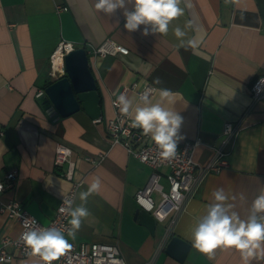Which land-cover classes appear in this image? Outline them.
Listing matches in <instances>:
<instances>
[{
    "label": "crops",
    "instance_id": "crops-1",
    "mask_svg": "<svg viewBox=\"0 0 264 264\" xmlns=\"http://www.w3.org/2000/svg\"><path fill=\"white\" fill-rule=\"evenodd\" d=\"M95 3L0 0V177L17 172L13 187L1 199L17 200L39 221H50L70 187L54 164L55 145L62 142L72 149L73 180L80 182L72 207L82 204L80 193L94 179L101 181L99 193L88 197L91 215L76 239L68 241L116 243L127 264H243L235 248L218 247L209 258L193 247L191 236L214 190L224 189L231 211L247 219L252 202L264 189V104L250 97L252 81L264 75V0H182L184 14L172 22L169 33L147 37L141 35L144 26L127 32L120 10L110 17L96 10ZM177 25L188 33L185 39L199 42L197 47H176L172 29ZM61 39L87 49L101 97L99 120L81 109L51 120L35 97L50 80L49 55ZM105 39L120 50L94 55L92 48ZM156 77L161 84L153 83ZM133 83L138 89L150 84L170 90L169 98L161 100L155 91L150 99L182 117L178 143L201 139L195 152L198 163H206L215 148L225 153L228 163L204 177L170 228L172 213L156 223L153 233L133 219L139 208L135 192L151 168L121 145H112L104 122L113 116L111 100L123 87L129 88L125 95L133 108L141 103L130 88ZM225 122L238 126L233 138L223 135ZM160 182L167 187L164 178ZM151 196L155 202L160 199L156 190ZM18 232L19 224L0 213V240ZM173 233L190 244L183 261L164 251ZM6 250L13 258L0 264H40L34 257H21L11 245ZM249 264H264V245Z\"/></svg>",
    "mask_w": 264,
    "mask_h": 264
},
{
    "label": "built area",
    "instance_id": "built-area-1",
    "mask_svg": "<svg viewBox=\"0 0 264 264\" xmlns=\"http://www.w3.org/2000/svg\"><path fill=\"white\" fill-rule=\"evenodd\" d=\"M75 47L76 45L70 41L63 39L58 41L49 55L48 77L50 80L57 79L65 74L64 56ZM119 50L120 46L111 39H105L98 46L92 48L93 54L99 56L115 55ZM261 78H264V75H259L252 81L250 97L252 102L260 101L264 104V85H260L261 91L256 90ZM148 87L155 88L153 85L147 84L138 89L135 83L130 88L134 90L139 98V94ZM128 89V87H123L111 100L114 114L104 120L105 127L112 145H121L140 162L151 168L147 181L136 190L134 198L138 207L149 212L156 222L164 221L172 213L168 225L170 228L185 210L189 198L204 177L209 173H217L222 168L227 167L225 153L220 148H215L211 158L206 163H198L195 159V152L201 144V139L194 137L178 143L175 156L171 158L162 157L150 136L144 135L142 129L132 127L131 114L127 116L121 113L119 107L115 105L114 102L117 97L120 94L125 95ZM43 95L44 89L40 88L36 91L35 97L39 103ZM222 132L225 137L233 138L238 132V126L232 122H225ZM1 134L2 131L0 130ZM54 164L60 168L61 175L70 181V187L62 194L52 219L47 223L39 221L19 201L14 199L3 201L1 199L3 192L13 187L17 176L16 170H10L0 177V185H3L2 190H0V213H4L19 224V232L15 237L6 236L0 240V261L8 262L12 260V253L6 250V246L11 245L21 257H34L39 260L40 264H44L38 255H30V250L21 239L22 233L26 231L24 228L26 218H35L38 225L44 228L53 226L62 228L65 233L67 228L70 227L68 224L69 216L60 209L64 200H72L74 203L80 182L73 180L75 161L72 159V149L65 143H56ZM160 169L164 170L161 171ZM161 178L166 180L167 187L162 185ZM154 190L160 194L158 202H155L151 196ZM68 242L70 247L52 264H127L116 243ZM161 246L163 247V245Z\"/></svg>",
    "mask_w": 264,
    "mask_h": 264
},
{
    "label": "clouds",
    "instance_id": "clouds-1",
    "mask_svg": "<svg viewBox=\"0 0 264 264\" xmlns=\"http://www.w3.org/2000/svg\"><path fill=\"white\" fill-rule=\"evenodd\" d=\"M181 3L182 0H96L95 9L110 17L120 10L123 28L129 33L140 31L144 26L141 35L145 37L157 34L166 36L172 22L184 14ZM115 24L119 25L120 21L116 20ZM172 31L178 40L177 48L197 47L199 42L195 38L185 39L188 33L184 28L177 25ZM153 83L161 84L162 81L156 77ZM260 85H264V78L258 82L257 91L262 90ZM155 91H159L161 100L171 96L168 89L148 87L139 94L141 103L134 108L132 99L124 94H120L114 103L121 113L129 116L131 112L132 127L140 128L144 135L150 136L162 157L171 158L176 155L178 142L182 139L178 133L183 119L178 112L164 107L162 102L153 103L150 95ZM2 188L3 185H0V190ZM100 188L101 181L97 177L86 192L80 193L81 205L73 208L72 200L62 202L60 210L70 217L67 236L62 228H44L38 225L35 218H26V231L21 239L30 250V255H38L44 264L58 260L70 247L68 238L75 240L83 221L91 215L86 207L88 197L99 193ZM228 201L229 196L224 189L218 188L212 192V202L208 204L206 214L201 216L192 230V244L209 258L218 247L235 248L240 252L243 264H249L250 259L257 255V250L264 245V189L252 202L247 219H241L238 213L231 211L232 205Z\"/></svg>",
    "mask_w": 264,
    "mask_h": 264
},
{
    "label": "water",
    "instance_id": "water-1",
    "mask_svg": "<svg viewBox=\"0 0 264 264\" xmlns=\"http://www.w3.org/2000/svg\"><path fill=\"white\" fill-rule=\"evenodd\" d=\"M65 74L50 80L44 87L40 107L51 120L69 116L80 109L92 120L101 116V97L97 90L95 76L90 67L89 55L84 46H76L64 56ZM133 219L145 226L151 233L156 227L155 218L146 210L137 208ZM190 244L172 234L165 245V253L183 261Z\"/></svg>",
    "mask_w": 264,
    "mask_h": 264
},
{
    "label": "trees",
    "instance_id": "trees-1",
    "mask_svg": "<svg viewBox=\"0 0 264 264\" xmlns=\"http://www.w3.org/2000/svg\"><path fill=\"white\" fill-rule=\"evenodd\" d=\"M48 83H50V80L47 78L46 81H45V83H44V87H45Z\"/></svg>",
    "mask_w": 264,
    "mask_h": 264
},
{
    "label": "rangeland",
    "instance_id": "rangeland-1",
    "mask_svg": "<svg viewBox=\"0 0 264 264\" xmlns=\"http://www.w3.org/2000/svg\"><path fill=\"white\" fill-rule=\"evenodd\" d=\"M45 78H46V76H45Z\"/></svg>",
    "mask_w": 264,
    "mask_h": 264
}]
</instances>
